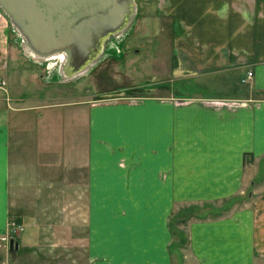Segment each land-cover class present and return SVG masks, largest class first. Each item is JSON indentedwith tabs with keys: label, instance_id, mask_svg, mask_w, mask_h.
Listing matches in <instances>:
<instances>
[{
	"label": "crops",
	"instance_id": "0c3cea01",
	"mask_svg": "<svg viewBox=\"0 0 264 264\" xmlns=\"http://www.w3.org/2000/svg\"><path fill=\"white\" fill-rule=\"evenodd\" d=\"M155 8L170 60L109 46L134 97L65 102L55 90L75 79H48L0 10V264L18 247L74 264L83 245L86 264H264V0ZM148 59L142 94L133 60Z\"/></svg>",
	"mask_w": 264,
	"mask_h": 264
},
{
	"label": "water",
	"instance_id": "95a60500",
	"mask_svg": "<svg viewBox=\"0 0 264 264\" xmlns=\"http://www.w3.org/2000/svg\"><path fill=\"white\" fill-rule=\"evenodd\" d=\"M0 10L34 59L63 56L58 60L66 79L95 65L136 15L134 0H0Z\"/></svg>",
	"mask_w": 264,
	"mask_h": 264
},
{
	"label": "rangeland",
	"instance_id": "374dc122",
	"mask_svg": "<svg viewBox=\"0 0 264 264\" xmlns=\"http://www.w3.org/2000/svg\"><path fill=\"white\" fill-rule=\"evenodd\" d=\"M156 1L157 0H134L136 5V15L135 19L133 21V24L127 29L126 32H123L121 35L117 37V39L110 42V47L115 50V47H122L124 51V57L131 56L133 53V50L137 48V46H140L142 44H145L146 46H152V47H158L161 49L160 52L153 51V60H159V61H169L171 58L170 54V45H171V39H170V21L168 19L159 18L156 15ZM12 27V26H11ZM15 37L19 38V34L15 31V29L12 27ZM147 30V37H135L137 35L136 33H140L141 31ZM156 30H160L161 34L158 38L152 36V34L155 33ZM14 37V36H13ZM15 39V38H14ZM21 39V38H20ZM18 42L17 40H15ZM21 46H23V42L21 43ZM114 50H111V52L106 51L104 52L100 59L97 60L96 64L93 65L91 68L85 70V72L79 74L74 78L75 80H72L68 83H62L60 88H56L55 92L56 95H60L61 102L69 101V100H79V99H101L103 101L107 100L110 101L111 99L115 98H127V97H134V93L131 91H125V92H118L120 89L127 85L126 82L122 81L121 73L119 72V66H122L123 60L120 61V59L116 58ZM155 52V53H154ZM126 53V55H125ZM55 64H58L59 62L56 59H50ZM49 61V60H47ZM39 62L43 65L44 62ZM153 62H150V60H142L138 64L134 62L133 60V68L137 67L140 69H143L142 71L145 72L147 77L143 79L134 78L133 81H131V85L135 86L137 84L138 86H142L137 88L136 90H141L142 94L148 93L149 91V84L151 83V79L153 78ZM45 68L47 66H44ZM59 65L55 66L54 69L49 71H45V76L49 78H52L54 73H56ZM137 81L136 83H133ZM195 80H190V85L188 82L174 80L172 78L173 82V88L172 83L168 84L169 89L174 90V92H193L194 89L197 91L200 87H195L194 82ZM183 83L185 85L183 87ZM189 85V86H188ZM130 86V85H129ZM137 86V87H138ZM49 89V85H47ZM45 91V95H50L51 92L49 90ZM124 88H122L123 90ZM202 92V89H200ZM60 92V94H59ZM211 92V91H210ZM122 94V95H121ZM207 94V93H206ZM106 102H102L100 104H104ZM20 200V199H19ZM14 223V222H12ZM13 227V235H16L14 232H21L22 230L20 228H16L15 224ZM84 235V230L79 229L76 231V237L82 238ZM81 242V241H80ZM81 244V243H80ZM32 247V246H31ZM34 253H37V256L28 259L26 256L28 253L23 252L22 247H18L17 252L15 255H17L15 262H10L9 264H44L45 261H50L49 259H43L47 256V258H51L52 255H48L46 252L39 251L36 249L31 254L34 255ZM61 256H64L62 252H59ZM71 254H73L76 262H73L74 264H86L85 262V248L83 246L73 247L71 249ZM256 256H258L257 252L255 251ZM53 257V256H52ZM262 260V259H261ZM264 262V260H262ZM63 262V260H61ZM61 262H54L50 261L48 263L50 264H59Z\"/></svg>",
	"mask_w": 264,
	"mask_h": 264
},
{
	"label": "bare ground",
	"instance_id": "6f19581e",
	"mask_svg": "<svg viewBox=\"0 0 264 264\" xmlns=\"http://www.w3.org/2000/svg\"><path fill=\"white\" fill-rule=\"evenodd\" d=\"M59 58H60V59H63V56L61 55ZM59 58H58V59H59ZM58 59H57V60H58ZM58 61H59V60H58ZM57 63H58V64H55V65H54V62H53L52 60L45 61V62H44L45 65H44V66H47V67L45 68V70H47V71L50 72V70L54 69V67H55L56 65H57V66L60 65V64H59L60 61L57 62Z\"/></svg>",
	"mask_w": 264,
	"mask_h": 264
},
{
	"label": "trees",
	"instance_id": "16d2710c",
	"mask_svg": "<svg viewBox=\"0 0 264 264\" xmlns=\"http://www.w3.org/2000/svg\"><path fill=\"white\" fill-rule=\"evenodd\" d=\"M110 45H111V44H109V46H110ZM109 46H108V47H106V49H105L106 51H108V49H109ZM116 49H117V47H116ZM106 51H105V52H106Z\"/></svg>",
	"mask_w": 264,
	"mask_h": 264
},
{
	"label": "built area",
	"instance_id": "2783aa9c",
	"mask_svg": "<svg viewBox=\"0 0 264 264\" xmlns=\"http://www.w3.org/2000/svg\"><path fill=\"white\" fill-rule=\"evenodd\" d=\"M59 64H60V63H59ZM59 66H60V65H59ZM250 76H251V74L249 73V74H248V77H250ZM12 225H13V224H12Z\"/></svg>",
	"mask_w": 264,
	"mask_h": 264
}]
</instances>
